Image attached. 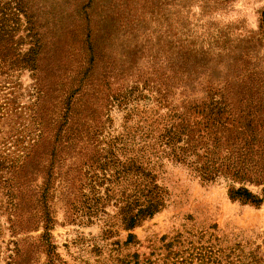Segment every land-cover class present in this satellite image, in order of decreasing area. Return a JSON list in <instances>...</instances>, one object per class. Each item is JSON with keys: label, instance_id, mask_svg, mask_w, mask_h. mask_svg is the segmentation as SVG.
I'll list each match as a JSON object with an SVG mask.
<instances>
[{"label": "rangeland", "instance_id": "obj_1", "mask_svg": "<svg viewBox=\"0 0 264 264\" xmlns=\"http://www.w3.org/2000/svg\"><path fill=\"white\" fill-rule=\"evenodd\" d=\"M0 1H16L13 6L21 3V8L28 11L27 19L24 14L20 16L22 29L27 27L26 22L30 19L36 25L46 26L43 31L39 30L45 38L48 24L51 28L53 23L63 25L54 41L44 46L43 53L47 57L39 64L48 92L55 93L52 98L48 96L49 102H43L46 109L58 102L64 93L61 90L63 78L54 59L64 54L72 43L66 28L79 21L92 25L91 38L96 40L94 49L106 55L100 58V68L104 70H109L115 57L123 66L128 41L135 38L144 44L134 60L139 62L137 67L128 69L134 61L127 62L117 79L113 75L110 82L115 86H133L143 68L146 71L152 69L148 59L152 42L160 38L169 41L180 38L203 43L206 47L210 44V51L215 50L216 54L232 52L234 62H238L237 69L252 71L264 87V36L259 30L264 0ZM19 35L23 36L22 49L27 51L31 47L27 33L20 32ZM115 50L116 55L112 53ZM231 59L222 60L217 73L219 79H226L232 66H225L234 65ZM69 61L73 65L77 63L74 59ZM220 70L222 74H219ZM207 74L197 81L210 80L211 73ZM33 75L20 68L10 73L0 71V111L8 113L0 120V141L13 135L16 140H21L20 148L14 147L13 143L6 146L1 143V148L9 149L6 153L14 157L17 156L14 152L34 142L36 137L32 116L39 103L37 91L41 85ZM87 106L85 101L78 104V115H85ZM145 106L151 107L150 102H135L130 109L136 110L130 113L117 107L109 111L102 109L100 115L104 120L109 119L100 140L102 147L119 134L127 133V128L132 125L136 127L133 130L136 131V142H142L140 135L148 132L152 123L150 119L144 123L143 117L148 118L144 113ZM129 116L133 120H127ZM126 151L118 152L122 160L128 155ZM78 157L79 154L67 156L65 163L57 164L53 169L46 205L41 195L45 168L50 163L4 164L5 168L0 170V264H222L228 254L235 263L251 254L258 255L264 262V205L255 208L232 201L228 196L229 183L224 179L203 183L190 169L167 159L159 162L161 166L157 168L159 183L169 192L164 210L132 232L126 231L120 223L118 207L114 205L124 188L120 180L108 193L112 199L105 204V213L101 209L98 218L93 219L94 223L87 224L81 208L83 181L77 172L85 160ZM11 164L27 166L30 172L19 173L18 168L13 174L11 169L6 170ZM9 179H13L15 187L4 189V182ZM107 186L98 189L100 196H107ZM250 188L258 191L255 187ZM84 191L90 197L96 194L89 188ZM46 214L50 222H47ZM46 227L51 229L47 231ZM130 233L136 237L133 243L127 242Z\"/></svg>", "mask_w": 264, "mask_h": 264}, {"label": "trees", "instance_id": "obj_2", "mask_svg": "<svg viewBox=\"0 0 264 264\" xmlns=\"http://www.w3.org/2000/svg\"><path fill=\"white\" fill-rule=\"evenodd\" d=\"M13 2L0 1V71L29 70L38 78L41 88L37 91L39 103L32 116L35 141L14 152L16 157L7 154L9 149H2L1 143L5 146L13 143L14 147L20 148L21 140H16L13 135L0 141V170L5 168V163H50L45 168L41 195L46 205L53 169L57 164L65 163L67 156L79 154L85 160L77 172L83 181L81 208L87 224L94 223L93 219L98 218L101 209L105 213L103 208L112 199L108 193L121 180L124 188L114 205L118 207L121 225L129 232L167 206L169 192L159 183L157 173L163 159L187 167L206 184L224 179L229 183L228 196L232 201L255 208L264 205V87L252 71L237 69L238 62H234L232 52L221 55L215 50L210 51V44L206 47L186 39L169 41L160 38L151 43L153 49L148 59L152 69L146 71L143 68L133 86H115L110 82L113 75L117 79L122 68L135 60L144 44L135 38L128 41L127 61H123V66L115 57L109 70H104L100 68V58L106 55L94 49L96 40L91 38L92 25L79 21L66 28L72 43L64 54L54 57L63 78L61 90L64 93L58 102L46 109L43 102H49L48 96L55 93L48 92L39 64L47 57L43 53L44 46L54 41L63 25L53 23L51 28L48 24L46 38L39 33L46 26L36 25L30 19L26 22L27 27L22 29L20 16L24 14L27 19L28 11L21 8V3L13 6ZM259 30L264 36V9L260 14ZM20 32H26V38L30 40L31 47L27 51L22 49L24 41ZM65 44H68L66 40ZM112 53L116 55L117 51ZM72 59L77 61L76 65L70 63ZM223 59H231L234 65L227 63L225 68L232 66L228 71L232 74L227 73L226 79H219L217 73ZM138 63L134 61L128 69L137 67ZM64 66L67 67L65 70ZM208 72L211 73L210 80L197 81ZM222 73L220 70L219 74ZM140 100L151 104V107H144L148 116L143 117L144 123L149 119L152 121L148 132L140 135L142 142H136V131H133L136 127L132 125L127 128V133L119 134L102 147L100 140L109 119H103L101 110L117 107L134 112L136 109L130 107ZM84 101L88 102L87 113L78 115V104ZM2 114L0 120L8 115ZM127 120H133V117L129 116ZM121 145L125 148H120ZM125 149L128 155L122 160L118 152ZM18 168L19 173L30 172L27 166L19 164H11L6 170L11 169L16 174L14 171ZM25 178L27 180V176ZM4 183V189L15 187L13 179ZM105 185H108L105 188L107 196L103 197L98 189ZM88 188L91 193H96L93 197L84 193ZM45 216L50 222L49 215ZM50 229L46 227L47 231ZM135 238L130 233L127 242L133 243ZM231 258L230 254L226 255L222 264H236ZM237 264L264 262L258 255L251 254L241 257Z\"/></svg>", "mask_w": 264, "mask_h": 264}]
</instances>
